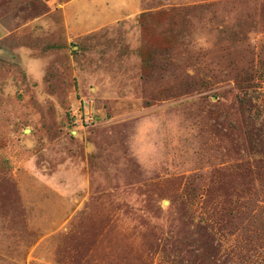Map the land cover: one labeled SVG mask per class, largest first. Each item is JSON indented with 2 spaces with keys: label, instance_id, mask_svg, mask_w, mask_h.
Returning a JSON list of instances; mask_svg holds the SVG:
<instances>
[{
  "label": "rangeland",
  "instance_id": "rangeland-1",
  "mask_svg": "<svg viewBox=\"0 0 264 264\" xmlns=\"http://www.w3.org/2000/svg\"><path fill=\"white\" fill-rule=\"evenodd\" d=\"M0 264H264V0H0Z\"/></svg>",
  "mask_w": 264,
  "mask_h": 264
}]
</instances>
